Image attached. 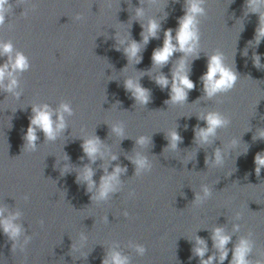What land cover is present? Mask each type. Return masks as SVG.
Listing matches in <instances>:
<instances>
[{"label":"water","instance_id":"95a60500","mask_svg":"<svg viewBox=\"0 0 264 264\" xmlns=\"http://www.w3.org/2000/svg\"><path fill=\"white\" fill-rule=\"evenodd\" d=\"M10 5L0 42L11 41L30 67L16 74V89L0 88V209L21 227L15 239L0 229V264H104L113 250L129 264H201L198 240L207 247L204 259L215 255L213 264H220L216 228L231 237L227 258L241 239L264 228V168L258 174L255 163L264 154V38L256 43L260 18L246 0H206L197 48L176 51L163 65L153 62V53L169 29L176 36L187 0ZM150 20L159 29L145 43ZM133 41L140 51L130 60L125 49ZM217 52L238 80L231 91L209 98L202 77ZM181 60L194 87L185 101L173 102L172 78ZM7 61L0 56V65ZM160 76L168 86L157 82ZM129 79L146 90L147 103L126 87ZM62 103L72 109L64 114L65 129L55 140L37 129L31 148L25 136L33 108L48 105L55 113ZM211 111L230 123L202 143L196 132L207 127ZM116 125L123 136L112 131ZM173 131L180 137L175 147ZM141 136L144 144L137 143ZM89 138L101 142L103 155L94 162L82 147ZM137 154L149 165L139 171ZM117 165L126 170L98 199L101 177ZM85 167L93 170L92 187L79 179Z\"/></svg>","mask_w":264,"mask_h":264},{"label":"clouds","instance_id":"9594fccd","mask_svg":"<svg viewBox=\"0 0 264 264\" xmlns=\"http://www.w3.org/2000/svg\"><path fill=\"white\" fill-rule=\"evenodd\" d=\"M206 0H187V8L185 15L180 20V27L176 32V36L173 37L172 30L169 29L165 33L164 44L162 48L157 49L153 53V62L157 65L166 64L170 57L176 51L184 53H192L198 46L200 39V32L198 25L200 23L198 17L205 16ZM246 7L250 8L254 14H258L260 18V24L257 28L256 43L258 44L260 39L264 38V0H246ZM11 10L10 0H0V26L5 23L6 14ZM137 15H143L142 9H137ZM159 29V24L155 20H150L147 24L144 36V42L147 43L150 36L154 37ZM175 39L176 43H173ZM123 43V41H121ZM129 59H136L140 51V45L136 42H132L125 49ZM0 56H6L8 61L3 65H0V88L5 91H13L19 86V81L16 74L22 73L29 69L30 65L28 58L19 51H14L11 41L0 42ZM254 63L259 66V56L254 57ZM204 90L207 97L212 98L219 93H227L231 91L238 80L236 72L224 64V58L222 53L217 52L210 56L208 59L207 72L202 77ZM7 81V83H6ZM157 82L166 87L169 84V80L166 77H158ZM126 87L133 90L136 98L142 102L147 103L148 96L146 90L140 87L137 83L129 79L126 82ZM194 87L193 82L188 78L185 71V63L183 60L177 66L172 78V101L183 102L187 98V90ZM72 115V109L69 104L62 103L58 110L54 111L48 106H36L33 108V116L31 117V123L27 129L25 140L31 148H35V143L38 139L37 129L41 130L46 139L55 140L60 131L65 129L64 114ZM56 115L57 119L54 120L53 116ZM207 127L199 128L196 132L197 139L202 143H208L210 137L216 135L218 129L227 127L230 120L227 116L218 111H211L204 117ZM117 135L123 136L124 129L122 125H116L112 129ZM264 136V132L261 133ZM180 139L178 134L173 131L170 133V143L172 147L176 146V142ZM145 138L141 136L137 143L144 144ZM84 153L92 160L95 161L97 154L103 155L101 152V142L99 138H89L83 142ZM112 160L116 159V156L111 157ZM217 163L221 162L222 155L218 149L215 154ZM133 163L137 166V171L148 167V161L145 157L137 154ZM256 172L259 174L260 170L264 168V154L258 153L255 157ZM126 169L117 165L113 172L101 177L99 184L98 199H104L109 192L114 190V184L117 181V176L120 172ZM94 175L93 170L90 167H85L81 173L79 179H83L89 183V187L95 185V181L92 180ZM205 195H209V191L205 188ZM200 199L199 197L197 198ZM14 215L4 217V209H0V229L9 236L10 239H15L20 235L21 227L14 223ZM231 237L226 235L222 228H216L213 234L214 246L220 252L219 261L223 264V261L227 258L228 250L227 245ZM198 244L201 245L195 249V254L201 258V264H213L216 259L215 255L209 256L204 259L207 247L204 241L198 240ZM136 250L143 254L145 248L143 246H136ZM251 251V242L247 239H241L238 245L233 250V258L231 264H250L247 259L248 254ZM104 264H129L127 256L122 255L119 251L113 250L110 255L104 260Z\"/></svg>","mask_w":264,"mask_h":264}]
</instances>
